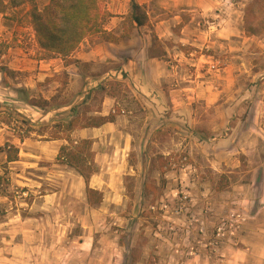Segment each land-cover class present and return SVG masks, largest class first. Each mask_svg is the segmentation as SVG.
I'll use <instances>...</instances> for the list:
<instances>
[{
  "label": "rangeland",
  "instance_id": "1",
  "mask_svg": "<svg viewBox=\"0 0 264 264\" xmlns=\"http://www.w3.org/2000/svg\"><path fill=\"white\" fill-rule=\"evenodd\" d=\"M48 1L33 0L40 8ZM219 1L197 12L204 30L217 14L230 16L227 6L241 0ZM30 7L7 10L0 40L39 58L26 17ZM259 15L249 38L199 48L156 42L154 52L170 44L165 59L171 67L180 65L181 51L197 60V67L174 76L183 74L184 84L185 74L197 68L198 80L214 82L210 103L197 97L177 104L169 94L159 109L141 96L130 72L89 88L84 77L66 72L37 80L5 66L7 58L0 56V146L20 148L11 163L0 154V264H264V13ZM114 66L102 62L86 70L104 73ZM174 76L169 79L178 84ZM106 95L115 97L110 113L118 127L100 142L94 185L105 189L106 199L91 206L83 177L58 161L61 145L48 136L73 117H98ZM27 128L33 131L22 141ZM183 192L189 194L186 210L176 213Z\"/></svg>",
  "mask_w": 264,
  "mask_h": 264
},
{
  "label": "crops",
  "instance_id": "2",
  "mask_svg": "<svg viewBox=\"0 0 264 264\" xmlns=\"http://www.w3.org/2000/svg\"><path fill=\"white\" fill-rule=\"evenodd\" d=\"M135 1L146 6L149 22L144 26H136L130 37L120 42H109L104 40L99 33L96 35L92 34L73 53L71 56V59H74L73 62H66L58 56L31 57L32 52L19 47H10L8 52L4 54V57L7 58L5 66L14 70L28 72L37 80L53 73L66 72L70 76L84 77L87 82L86 86L89 88L97 86L99 82L101 83L105 78L112 77L118 72L127 71L131 73V77H136L135 86L140 91L141 96H147L154 102H158V108L164 107V103L168 102L169 94L172 96V101L177 104L195 101L197 97L203 98L210 103L214 96L212 92H209L208 88L213 86V80H198L197 68L194 74L192 72L185 74L186 83L184 84L179 83L183 74L174 76V74L179 73L178 69L184 72L189 66L197 67V60H190L184 53L182 57L181 51L178 54L180 65L176 68L175 66L171 67L170 61L165 59L168 57L167 55L171 54L170 44L167 46L163 45L161 52H154L156 47L154 38L156 37L161 44L172 40L173 42H179L183 46L190 45L195 48L216 46L223 39L232 40L237 36L249 38L245 30L244 21V9L248 2L241 0L238 1L237 5L230 3L231 7L227 6L226 12L229 13L231 8L233 13H229L230 16L227 17L216 13V18L218 19L215 22H211L209 29L204 30L201 28L203 20L198 17L197 12L206 11L208 6H216L220 2L219 0H210L208 2L206 0ZM132 2L133 0H106L104 5H101L102 9L108 12V16L103 22V28L117 35L122 34L126 17L132 10ZM186 12L195 13L188 15ZM7 14L0 13V24L1 19ZM29 29L38 50L35 32L32 27H29ZM177 31H180V34ZM2 35L0 28V36ZM171 47L176 49V46L171 45ZM102 62L112 63L117 66L109 68L104 73L86 70L87 66ZM171 76L175 77L178 84L169 79ZM81 98H84V96ZM114 102V96L106 95L103 99L101 110L97 112L98 116L109 115ZM117 127V121L115 120L114 122H106L99 127L75 129L71 136L75 140L91 139L93 141L92 148L95 152V161H97L101 156L99 152L100 142H103L105 135ZM54 142L59 143L61 146L65 142L67 143V141L60 139L54 140ZM99 173L97 171L92 175L90 186L104 191L103 187L94 185V182L96 184V181L100 178ZM105 199L106 194H104L102 204Z\"/></svg>",
  "mask_w": 264,
  "mask_h": 264
},
{
  "label": "trees",
  "instance_id": "3",
  "mask_svg": "<svg viewBox=\"0 0 264 264\" xmlns=\"http://www.w3.org/2000/svg\"><path fill=\"white\" fill-rule=\"evenodd\" d=\"M31 3L26 12L29 25L35 32V40L43 58L50 56L61 57L66 62L71 60L73 53L90 35L99 33L109 42H120L130 37L136 26H144L149 22L146 6L133 0L132 10L126 17L122 34L109 32L103 28V22L108 16L101 6V0H49L44 7H38L33 0H0V13L8 9ZM33 3V4H32ZM245 30L249 35H256L253 23L264 13V0H251L244 9ZM155 43L158 39L154 38ZM10 45L0 40V56L8 50ZM47 106V103L45 104ZM115 113L107 116L80 117L76 116L69 121L56 124L50 140H65L58 153V161L74 168L85 180L86 197L89 205L96 206L103 202L104 194L101 190L90 186V179L98 171L91 139L75 140L71 134L75 129L99 127L106 122H114ZM32 128L20 133L21 140L29 137ZM20 148L11 142L0 146V154L6 155L8 163L19 159ZM128 179V177H127ZM224 185L220 186L222 189ZM128 191H131L127 184Z\"/></svg>",
  "mask_w": 264,
  "mask_h": 264
},
{
  "label": "built area",
  "instance_id": "4",
  "mask_svg": "<svg viewBox=\"0 0 264 264\" xmlns=\"http://www.w3.org/2000/svg\"><path fill=\"white\" fill-rule=\"evenodd\" d=\"M214 67V65H213ZM181 197L179 200L183 202V205H179L175 210L176 213H181L183 210H186L185 203L187 199L189 198V194L187 192H183L182 195H179Z\"/></svg>",
  "mask_w": 264,
  "mask_h": 264
}]
</instances>
